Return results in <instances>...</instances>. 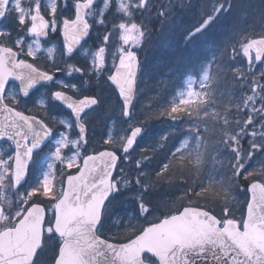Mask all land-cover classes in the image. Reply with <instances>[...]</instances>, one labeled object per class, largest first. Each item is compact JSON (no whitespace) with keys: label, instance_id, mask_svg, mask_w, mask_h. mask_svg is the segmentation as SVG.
Here are the masks:
<instances>
[{"label":"snow or ice","instance_id":"1","mask_svg":"<svg viewBox=\"0 0 264 264\" xmlns=\"http://www.w3.org/2000/svg\"><path fill=\"white\" fill-rule=\"evenodd\" d=\"M95 2L96 0H74V17L58 19L59 7H67L68 0H54L46 13L44 10L42 12V0H0V22L7 21L14 25L11 30L0 29V114L4 116L0 120V140L7 138L8 142L14 144V152L7 158L0 151V215L9 218V223L0 227V234L4 236L0 241V264H66L69 253L74 256L75 264H100L97 257L104 258L102 264H146L144 253L155 257V264H264V243L245 242L239 237H229L223 230L226 223L232 221L240 232L245 231L250 222V208L253 219L258 218L257 227L264 230V167L245 173V161L255 152L264 149V83L256 79L254 73H249L253 79H247L244 83L251 94L243 96L242 106L236 105L238 111L247 110V119L243 122L240 118L230 119L227 115L229 106L225 112L216 113L217 117L222 116L225 127L228 124H236L238 127L234 132H219L218 141L203 145L208 160L216 159L213 153L221 154V144L232 153V159L218 161L221 167L226 166L230 170V175L220 179L215 185H209L207 189L202 187L200 193H194L200 196L211 190L215 196L222 194L226 203L219 213L213 214L212 210L202 209L198 204L182 206L156 217L147 227H140L138 231H134L136 226L130 225L124 233L108 239L98 234L97 228L101 224L108 198L113 192L120 190V184L131 183L123 169L117 177L120 157L116 150L128 153L133 149L137 137L143 131L145 122L142 120L132 126L127 136L120 137L117 141L106 139L105 143L111 145L112 150H95L94 154L85 152L89 142L87 123L79 122V135L76 139L69 138L68 130L72 126L65 125L66 131L61 133L57 141L51 157L53 163L48 165L47 174L38 187L27 193L16 194V206L11 208L12 200L8 198L7 192L22 185L34 151L41 149L56 128L46 122L50 120L47 116L37 118L20 110L19 96L6 91L12 87L10 80L20 81V92L27 96L37 82L53 80L56 72L66 70L68 75L85 72L84 68L72 64H67L66 68L51 67L50 70L41 71L36 65L41 42L36 39L32 44L25 45L24 37H47L50 32H56L62 26L66 55H71L90 31L89 14ZM148 3L149 0H116L118 10L124 16L114 26L120 46L112 56L110 66L107 65L105 53L113 33L112 30L105 33L104 43L95 52L88 69L89 73L106 74L107 80L115 85L123 101L122 114L125 116L131 115L141 71L138 53L132 49L141 47L146 37L144 27L135 22V14L137 10L145 9ZM110 6L111 0H105L104 8ZM222 7L220 5L216 11ZM159 14L164 15V10ZM211 19L212 17H208L194 32L201 31ZM98 23H105L103 14ZM13 29L20 35L16 37L14 44H10L8 41L13 37ZM240 46L248 60L249 69L254 61L264 62V34L259 39L246 38ZM26 58H32V61ZM233 75L245 81V73L240 68H236ZM260 77L264 78V71H261ZM64 87L72 89L75 85ZM53 95L66 103L77 118L86 109L100 102L94 96L76 100L61 90L55 91ZM205 97L210 99L211 93L189 92L188 98L182 97L178 102L159 110L156 115L178 120L181 114L191 115L189 108L198 114L199 109L209 102ZM43 111L46 113L45 108ZM257 117L262 119L257 121ZM249 128L252 129L251 132L248 131ZM194 131L196 129L190 130V134ZM169 135L161 137L156 147L151 149L153 154L158 147L165 146ZM245 135L251 137L247 151L241 143V137ZM257 138H260L259 142ZM64 150H68L70 154H63ZM146 153L147 149L142 150L137 167L144 160L150 159ZM185 154L192 156L187 141L176 147L170 156L173 160H184ZM56 162L61 165L58 170ZM170 163L171 161L164 163L161 171L156 173L157 181L165 178L162 173L168 172ZM203 163L204 158L198 152L195 156L197 172L201 171ZM72 169L76 170L75 174ZM58 174L59 182L55 183ZM136 181L140 182L139 177H136ZM244 181L248 182V190L252 195L237 218L235 213L240 204L232 189ZM154 186L150 182L142 185L145 191ZM6 202L8 207H5ZM193 203L195 202L189 201V204ZM193 207L198 208L201 213L195 218L189 214V209ZM140 209L142 215L149 213V205L142 199ZM49 212L52 215L46 219ZM182 225L190 227L191 231L183 239L170 241L161 251L158 244L164 233L179 231ZM54 235L59 240L50 259H46L49 241ZM121 236L123 239H118Z\"/></svg>","mask_w":264,"mask_h":264},{"label":"trees","instance_id":"2","mask_svg":"<svg viewBox=\"0 0 264 264\" xmlns=\"http://www.w3.org/2000/svg\"><path fill=\"white\" fill-rule=\"evenodd\" d=\"M169 2L171 6L169 5L167 9L163 5L161 7V10H164L165 19L156 29L160 31L154 38V44L151 42L149 46L152 47L151 53L156 73L163 78V81L169 82L170 104L176 102L175 97L180 88L179 84L184 83L185 79L190 76H201L200 74L209 65L212 80H210V87L212 89L218 87L220 90L214 96L219 98L221 94H224L223 98L226 100L235 79L234 70L231 65L228 66L231 53L236 49L238 52L236 58L240 60L241 43L246 38L252 39L261 32L251 27V19L243 13L245 7L239 4L240 0H170ZM249 2L253 3L249 7L250 10L258 9V6L260 8L263 6L264 9V0H249ZM230 3L233 5L230 6ZM220 5H223L225 11L222 19L220 16L217 17L211 28L202 35L192 38L189 44H185V39L191 32L211 17ZM221 59L224 60L222 63L219 62ZM152 89L155 90L154 92H167V87L154 86ZM176 144L177 140L173 139L168 147L157 148L155 154L148 153L150 159L140 169L136 167V160H132L130 167L124 169V174L131 180V183L119 185L120 190L116 192L111 203L117 220L111 224L105 216L104 224L99 231L100 236L106 239L111 238L124 233L130 225L136 226L134 231H138L140 227H147L156 217L170 210L180 209L182 206L198 204L201 208L212 210L214 214L220 212L226 203L222 194L215 196L214 191L210 190L200 196L194 195V193H200L202 187L205 189L208 187L202 185L201 179L191 174L187 160H173L170 156ZM169 160L171 163L168 172L162 173L165 178L157 181L156 173L160 172L163 164ZM119 175L120 172L117 177ZM136 177H139L142 183L140 186L137 185ZM148 182L154 183L155 186L145 191L142 185ZM28 184L32 189L36 188V179L31 177ZM246 188L247 181L233 188L232 193L236 200L240 201L238 198L242 197L240 191ZM243 195L246 200V191ZM137 199H142L149 205L148 214H141ZM190 200L195 203L189 204ZM118 239H123V237H118ZM57 242L58 240H54L52 244L49 242L46 259H50Z\"/></svg>","mask_w":264,"mask_h":264},{"label":"rangeland","instance_id":"3","mask_svg":"<svg viewBox=\"0 0 264 264\" xmlns=\"http://www.w3.org/2000/svg\"><path fill=\"white\" fill-rule=\"evenodd\" d=\"M23 2V0H22ZM54 0H42V11L44 10L45 13L47 12V9L51 7L52 3ZM169 3V0H151L149 5L145 9H140L137 10L135 14V22L140 23L144 29L145 25L144 23L147 21H151L152 23H156L158 19L161 20V15L159 14L161 12V7L162 5L166 6ZM250 2L248 0H240L239 4H244L248 5ZM105 0H98L97 6L90 11L89 14V22L92 25V31L94 33V38L91 44H87L85 48L81 50L80 53L77 54L79 56L82 51V56L85 58V54L87 53V60L89 61L90 64H92V60L95 57V52L98 51L99 47H101L104 43V36L105 33L108 31L112 30V39L110 40L109 44L107 45L106 49V64L110 66L111 63V58L113 55L116 54L117 48L120 46V42L118 41L117 38V30H115L114 26L122 19H124V16L119 12L116 0H111V6L107 9L104 8ZM233 4L230 3V6ZM263 8V6H261ZM145 10V11H143ZM113 11V12H111ZM111 12V13H110ZM68 13L69 19L73 18L75 15V6H74V0H68V6L64 7L61 5L58 9L57 12V18L59 19L60 17H65V14ZM103 14V19L105 21L104 24L98 23V20L101 18V15ZM225 14V11L223 10V7L219 9L217 12L214 10L213 13V18L219 17L220 18ZM67 15V16H68ZM72 15V16H71ZM108 15L110 17L107 19ZM248 18H251V16H248ZM222 19V18H221ZM162 21V20H161ZM212 23V22H211ZM210 23H207L205 27L201 29V31H205L210 25ZM11 30V29H9ZM201 31L194 32L193 35H198ZM61 32H62V26H60L56 32H51L55 39L53 41H50L48 44H44L41 41V47L39 51L37 52V57L43 56L44 58H47L48 61L51 63H55V66H58L56 63H64V65H59V67L65 66L68 63H66L65 60H68L69 57L66 55L65 49L63 48V45H61L60 39H61ZM20 35L19 33H13V43H15L16 37ZM191 35V36H193ZM60 38V39H59ZM146 39V37H145ZM25 40V45L27 44H32L36 38L31 37L30 35H27L24 37ZM10 41V40H9ZM8 41V42H9ZM34 46V45H33ZM94 46L97 48L94 49ZM51 49V51H49ZM87 49V50H85ZM136 50H139L140 52L144 53L145 59L148 60L149 58V51L151 50L150 48H147L146 42L139 47L135 48ZM64 56V59L62 57ZM238 56V52L236 49L233 50L232 52V62L238 63L239 67L244 73H245V81L247 79H253V76H248L247 74L249 73H254L255 78L259 79L261 83H264V78L260 77L261 71H264V62L263 64L257 66L255 63H252L251 69H249V65L244 61H236V57ZM150 66L144 70V76L141 80H139V86L141 85V96L138 95L137 97V103L141 104L139 105V111H141V107L145 103H153L155 102V99L153 96H150L148 92H144V89L146 88V84H151L153 77L157 75L155 71V64L152 63V59L149 60ZM148 63V62H147ZM89 68H87L88 70ZM64 72L63 74L67 75V71H61ZM89 73V71H87ZM207 77V79H205ZM209 82V69L206 71H203L201 78L196 81L195 79H189L187 80L185 89L179 93L177 96V100L183 98H188V93L189 92H196V93H201L203 92V89L207 86ZM60 84H58L61 87H64V85H67L66 82L60 81ZM103 84V83H100ZM140 91V92H141ZM10 94H17L18 91L16 88L10 89ZM98 97L102 99V107H100L95 113L91 114L90 116H87L86 123L88 126H90V131H89V141L90 139L92 140V144L96 146L106 145L105 140L108 138H111L114 141H117L120 139V137L127 136L130 131L132 130V126L135 124H138L141 120L144 121L143 127L145 129V132L143 134L142 140L132 155V158L140 159L142 150L147 149V152L151 151L152 149V143L151 147H149L150 142H154V144H158L160 141L161 137V131H164V134L169 135L168 139H172L173 137L179 136L180 139L178 141L177 147L183 143L184 141L188 142V149L191 151L192 156L188 157L187 154H185V157L189 159V164L190 166H193L196 168L195 165V156L199 152L202 154L204 158V163L200 166L201 171L197 172V177H200L202 185H206L209 187V185H215L220 179L226 178L230 175V170L225 166L221 167V164L218 161H222L225 159H232V153L225 149L223 145H220V155H217L216 153H213L212 155L216 157V159L213 160H208L207 159V152L205 150V147L203 145H207L205 141L209 139L210 133H214L213 129H217L218 133L216 136L219 134L220 131L224 129H228L231 132H234L238 125L236 124H228L227 127H225L222 123V116L217 117L216 113H223L229 106L230 111L227 112V115L230 119H235V118H240L241 122L243 120L247 119V110L246 109H241V111H238L236 108V105H243V97L240 99L238 102V99H236L235 104H231L228 102L223 101L221 104H216L217 106L221 107V111H209L207 114L200 113V115L197 116H188L191 117L187 122H183L181 124H178L179 122L177 120L171 121L170 128L162 129L159 126H156L155 123L148 122L143 114L137 115V111H135L133 117L131 118L130 121L126 122L123 119V114H122V108L119 104L118 99L112 94L110 90H106V87L103 86L99 91H98ZM251 94L247 87V93L245 95ZM140 98V100H139ZM195 100V97L193 98ZM206 100H208V97H205ZM145 102V103H144ZM146 105V104H145ZM257 107H259V101L257 102ZM154 112L157 110L154 109ZM203 114V115H202ZM150 116H153V114H149ZM200 120H198V118ZM163 117H158L157 116V121H160ZM193 118L195 120H193ZM262 119L261 117H257V121ZM102 120H105L106 126L101 125ZM58 121H63V123L59 124ZM155 121V120H154ZM52 125L56 128V139L54 140L53 146L51 149L45 154L42 155V157L37 161L36 164V169L34 171V177L36 179V187L39 186L40 182L42 181L44 175L47 174L48 172V165L53 163L51 157L52 154L55 150V147L57 146V141L61 137V133L66 131L65 125H71V129L68 130L70 133L69 138L70 139H76L78 136L75 132L74 124L71 119H68L67 117L61 116L56 118L55 120H51ZM209 124H214V127L211 128L209 127ZM258 127V125H257ZM196 129V131L191 132L190 130ZM251 128H249V132H251ZM165 136V135H164ZM260 138H257V142H259ZM251 140V137L248 135H245L241 137V143L242 146L245 148V151L248 149V144L249 141ZM246 142V144H244ZM210 144V142L208 143ZM118 151H121L120 149H117ZM1 151V150H0ZM67 151V152H66ZM65 155H68V150H64ZM7 158V156H5ZM146 160H144L140 165L142 166ZM131 165V159L130 157H126V161L123 164L122 169L124 170L126 167H130ZM56 167H61L59 162H56ZM138 167V168H139ZM260 167H264V149L255 152L249 159L245 161V173L246 172H251L254 171ZM58 168V169H59ZM75 170V169H74ZM195 171H192L191 174L195 175ZM243 175V174H242ZM19 192H16L15 189L13 191L7 192V196L9 199H11V208L14 209L16 204V194ZM26 193V192H25ZM5 207H8L7 202L5 203ZM52 215L51 212H49V217ZM240 213H237V217L239 218ZM113 217V210H109V219L112 220ZM9 223V218L4 215H0V227H3ZM52 243V242H51Z\"/></svg>","mask_w":264,"mask_h":264},{"label":"flooded vegetation","instance_id":"4","mask_svg":"<svg viewBox=\"0 0 264 264\" xmlns=\"http://www.w3.org/2000/svg\"><path fill=\"white\" fill-rule=\"evenodd\" d=\"M34 38V37H33ZM56 37H54L52 34L50 36V40L48 41V43L50 41H53V39H55ZM9 43H13V39H10ZM8 46H12V45H8ZM87 46V42L85 43L84 48ZM94 48H97L96 46H94ZM84 50V49H83ZM87 50V49H85ZM81 50H79L76 54H74L73 56L69 57L68 60L64 59V56L62 55L63 59L66 61V63H71L72 65H74L75 67H82L85 69V72L83 74L81 73H73L71 75H65L63 74L64 72H56L55 73V83L49 85V86H41L39 88H37L34 92H32L31 94H29L26 97H22L21 93H20V89L17 85H12V87H15L18 90L19 93V98H20V109L22 111H26V114L28 115H34L37 118H43L44 116H47L50 120L49 123H51L52 119H56L60 116L61 113V105L56 102L53 99V93L57 90H61V91H65L68 94L72 95L73 97H75L76 99H82L85 96H87V53L85 54V58L81 57L82 53L77 56L78 53H80ZM21 58H25V57H21ZM28 59L30 62L32 61V58H26ZM62 60L60 61V63H56L58 66L55 67H59V65H64V63H61ZM53 63H51L50 61H48L47 58H44L43 56H39V58L36 61V65L37 67H39L40 70H50L51 67H54V65H52ZM65 66H62L61 68H64ZM60 81H64L67 83V85H75V88L72 89H68L65 87H61L58 84H60ZM12 87H9L8 93L10 94V89ZM45 108L46 113L43 111V109ZM31 111H28V110ZM52 124V123H51ZM48 149V148H47ZM46 151L43 150V152Z\"/></svg>","mask_w":264,"mask_h":264},{"label":"water","instance_id":"5","mask_svg":"<svg viewBox=\"0 0 264 264\" xmlns=\"http://www.w3.org/2000/svg\"><path fill=\"white\" fill-rule=\"evenodd\" d=\"M2 22H0V24H1ZM90 33H91V28H90V31H89V33H88V35L81 41V43L74 49V51L73 52H75L86 40H88V38H89V36H90ZM39 38H41L42 40H47L48 39V36L47 37H39ZM258 62H261V61H258ZM11 82H13V83H17L20 87H22L21 86V83H20V81H18V80H14V79H12V80H10V82L9 83H11ZM48 82H50V81H39V82H37L30 90H29V93H28V95L31 93V92H33L35 89H36V87L37 86H39V85H41V84H46V83H48ZM112 86L114 87V89L116 90V92H117V94H118V97L120 98V95H119V92H118V89H116V87H115V85H113L112 84ZM24 96V95H23ZM55 98V97H54ZM56 99V98H55ZM74 99V98H73ZM121 99V98H120ZM135 99H136V96H135V98H134V100H133V104H134V102H135ZM59 101V100H58ZM121 101H122V99H121ZM71 114H72V116H73V118H74V120H75V123H76V128H77V131H78V125H79V122L80 121H83V117H84V115L86 114V113H88V112H90V111H92L93 109H95L98 105H99V103L97 104V105H94V106H91V107H89L88 109H86L82 114H81V117H79V118H77L76 117V115H75V113L73 112V110L71 109V108H69L68 106H67V104L66 103H64V102H62V101H59ZM122 103H123V101H122ZM133 104H132V106H133ZM124 118L126 119V120H129V118H130V115L129 116H125L124 115ZM4 119V116H3V114H0V120H3ZM79 133V132H78ZM142 134H143V131H142V133L137 137V139H136V141H135V144H134V147H133V149H131L128 153H124V154H129V153H131L133 150H134V148L136 147V145H137V143H138V141H139V139H140V137L142 136ZM52 136H53V133H52V135L51 136H49L48 137V139L44 142V145H42L41 146V149L42 148H44L51 140H52ZM4 140H7V138H4L3 140H0V142L1 141H4ZM41 149H37V150H35L34 151V153H33V155L36 153V152H38V151H40ZM104 151V150H103ZM117 155L119 156V154L117 153ZM120 157V156H119ZM120 160H121V157H120ZM120 160H119V163H118V165H117V169H118V166H119V164H120ZM32 162V161H31ZM31 164V163H30ZM30 166V165H29ZM28 170H29V168H28ZM114 176H115V173H114ZM28 177H29V172H28V174H27V176H26V178H25V181L24 182H22V185L20 186V187H22L26 182H27V179H28ZM20 187H18V188H20ZM114 193V192H113ZM113 193H112V195L108 198V201L106 202V205L108 204V202L110 201V199L112 198V196H113ZM248 193H249V201L251 200V192L248 190ZM106 205H105V207H106ZM189 214H191L194 218L197 216V215H200L201 213L199 212V209H197V208H190L189 209ZM46 218H47V216H46ZM249 223H248V227L245 229V231H243V232H240L239 230H238V227L233 223V222H227L226 223V225L224 226V231L228 234V236L229 237H239V238H241L243 241H245V242H248V241H255V242H257V243H264V230H261L259 227H257V224H258V218L257 219H253V213H252V210H251V208L249 209ZM101 225V224H100ZM100 225L98 226V228H97V230L99 229V227H100ZM191 231V229H190V227H188V226H183L182 225V227H181V230H179V231H170V232H165L164 233V236H163V238L159 241V244H158V247L161 249V251H163V249H165L166 247H167V245H168V243L170 242V241H175V240H180V239H183L184 237H185V235L188 233V232H190ZM4 239V236L1 234L0 235V241H2ZM145 254H149V253H144V255ZM149 255H151V254H149ZM153 257V256H152ZM155 258V257H154ZM103 257H97V261L98 262H100V264H102V261H103ZM66 264H75V258H74V256L71 254V253H69L68 254V257H67V260H66Z\"/></svg>","mask_w":264,"mask_h":264}]
</instances>
